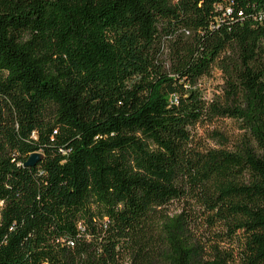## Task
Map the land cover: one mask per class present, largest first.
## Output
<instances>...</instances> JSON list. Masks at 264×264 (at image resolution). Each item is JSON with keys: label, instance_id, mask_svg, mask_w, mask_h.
<instances>
[{"label": "trees", "instance_id": "1", "mask_svg": "<svg viewBox=\"0 0 264 264\" xmlns=\"http://www.w3.org/2000/svg\"><path fill=\"white\" fill-rule=\"evenodd\" d=\"M0 264H264V0H0Z\"/></svg>", "mask_w": 264, "mask_h": 264}, {"label": "rangeland", "instance_id": "2", "mask_svg": "<svg viewBox=\"0 0 264 264\" xmlns=\"http://www.w3.org/2000/svg\"><path fill=\"white\" fill-rule=\"evenodd\" d=\"M222 86V77L217 70H214L209 78H203L199 82V87L201 88L203 96L206 100H211L218 96L222 97ZM211 132H215L216 136L222 138V140L217 139L216 136L210 137ZM195 133L197 139H199L202 144L208 147L225 148L228 150L238 148L242 138L244 136L248 137V134L243 129L242 124L232 119L214 120L209 126L197 128ZM181 206L182 205L177 202L171 203L167 210L171 214L177 213L179 212ZM197 234L202 241H207V238H209L210 235L205 228L199 230Z\"/></svg>", "mask_w": 264, "mask_h": 264}, {"label": "water", "instance_id": "3", "mask_svg": "<svg viewBox=\"0 0 264 264\" xmlns=\"http://www.w3.org/2000/svg\"><path fill=\"white\" fill-rule=\"evenodd\" d=\"M41 159L40 154H32L27 161L23 164L24 167H33Z\"/></svg>", "mask_w": 264, "mask_h": 264}, {"label": "built area", "instance_id": "4", "mask_svg": "<svg viewBox=\"0 0 264 264\" xmlns=\"http://www.w3.org/2000/svg\"><path fill=\"white\" fill-rule=\"evenodd\" d=\"M231 10L229 8L224 9L225 15H230ZM237 16H241V12H238ZM174 102H176V98L173 99Z\"/></svg>", "mask_w": 264, "mask_h": 264}]
</instances>
